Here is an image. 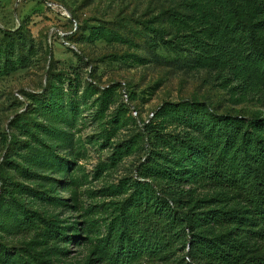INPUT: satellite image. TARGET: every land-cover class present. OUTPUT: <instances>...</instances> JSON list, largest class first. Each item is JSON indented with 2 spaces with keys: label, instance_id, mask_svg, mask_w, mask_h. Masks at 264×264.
Segmentation results:
<instances>
[{
  "label": "rangeland",
  "instance_id": "374dc122",
  "mask_svg": "<svg viewBox=\"0 0 264 264\" xmlns=\"http://www.w3.org/2000/svg\"><path fill=\"white\" fill-rule=\"evenodd\" d=\"M44 1L0 0V63L9 51L0 72V203L22 202L30 215L75 225L77 235L61 254L48 247L42 231L12 235L0 226V244L55 264H103L98 240L120 217L137 167H145L143 123L152 121L171 145L185 132L164 106L195 101L218 113L250 116L264 111V95L234 89L217 67L194 66L185 44L162 43L144 28V21L160 24L169 39L180 26L168 12L185 11L180 0H52L56 7ZM175 161L178 179L160 164L146 178L156 190L168 191L174 180L184 192L183 208L219 193L187 176L184 154ZM225 207L244 208L236 200ZM183 253L178 248L176 258Z\"/></svg>",
  "mask_w": 264,
  "mask_h": 264
},
{
  "label": "trees",
  "instance_id": "16d2710c",
  "mask_svg": "<svg viewBox=\"0 0 264 264\" xmlns=\"http://www.w3.org/2000/svg\"><path fill=\"white\" fill-rule=\"evenodd\" d=\"M180 1L185 11L168 12L180 26L169 39L160 24L144 21V28L162 43L185 44L194 66L217 67L224 78L233 81L234 89L264 95V0ZM8 52L4 50L0 72L7 65ZM164 111L185 134L170 145L152 121L143 123L149 142L142 161L145 167H137L138 177L130 181L131 190L118 207L120 217L111 221L98 240L103 264H140L143 259L173 264H264V111L250 116L218 113L195 101L171 103ZM182 154L190 161L185 167L187 176L217 188L215 197L197 198L183 208L179 196L184 192L172 184L174 180L164 192L147 181L157 174L158 164L178 179L175 160ZM29 175L37 179L38 173L30 171ZM22 187L39 196L35 189ZM228 200L244 208H226ZM15 202L0 203L1 228L12 235L42 231L48 247L64 253L78 228L30 215L22 202ZM220 226L229 228L218 233ZM33 245L29 246L32 250ZM178 248L184 253L176 258ZM0 263L55 264L38 253L31 256L26 248L5 244H0Z\"/></svg>",
  "mask_w": 264,
  "mask_h": 264
},
{
  "label": "built area",
  "instance_id": "2783aa9c",
  "mask_svg": "<svg viewBox=\"0 0 264 264\" xmlns=\"http://www.w3.org/2000/svg\"><path fill=\"white\" fill-rule=\"evenodd\" d=\"M44 3L46 5H49V6H52V7L58 6L57 2H54L52 0H45ZM73 24H74V28H75L76 27V21L75 20H74ZM119 87H120V94L122 95L123 100L124 101H128L129 95H128V91L126 89V83H125V81H121L119 83ZM131 112L134 115H136L137 114V109L134 106H131ZM152 115H153V112H150L149 113V116H152ZM186 259H188V256H186Z\"/></svg>",
  "mask_w": 264,
  "mask_h": 264
}]
</instances>
